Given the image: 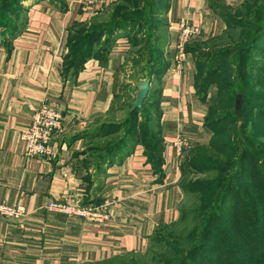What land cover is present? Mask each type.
I'll return each instance as SVG.
<instances>
[{
	"label": "crops",
	"instance_id": "1",
	"mask_svg": "<svg viewBox=\"0 0 264 264\" xmlns=\"http://www.w3.org/2000/svg\"><path fill=\"white\" fill-rule=\"evenodd\" d=\"M115 1L93 0L88 7L82 0H64L62 6L45 0L32 3L33 8L21 17L26 24L16 39L7 44L0 39V203L27 211L18 220L0 218V264L104 261L143 250L157 229L179 217L183 152L177 155L174 142L178 137L187 140L192 132H208L194 117L196 58L188 53L182 70H174L178 25L186 20L201 28L189 44L206 40L226 26L219 7L244 0H166L163 4L168 40L164 50L170 66L154 81L163 160L159 174L139 143L131 144L100 171L81 152L82 137L109 113L120 111L119 100L128 95L127 99L130 91L135 96L142 81L130 76L128 37L122 32L114 36L103 58L90 56L80 70L65 71L75 27L92 21ZM46 102L57 104L63 115V130L52 141L55 156L28 157L20 133ZM74 199L84 205L107 204L112 221L94 225L45 209L50 201Z\"/></svg>",
	"mask_w": 264,
	"mask_h": 264
},
{
	"label": "rangeland",
	"instance_id": "2",
	"mask_svg": "<svg viewBox=\"0 0 264 264\" xmlns=\"http://www.w3.org/2000/svg\"><path fill=\"white\" fill-rule=\"evenodd\" d=\"M42 1L43 0H30L28 4L25 5L26 9L23 10H30V8L34 6L31 5L32 3L38 5ZM45 1L47 2L48 0ZM61 1L62 0H56L55 3L48 1V3L57 6L61 4ZM156 2L157 0H117L116 5H123L127 14H130L126 18H132L136 21V24H134L131 29L122 33L127 35V37H129V35L143 37L144 35L148 36L153 27H157V29H161L162 32H164V18L156 14L158 12L157 9H159ZM253 2H255V0H244L238 5L229 8L225 7L226 10L230 12L229 18L232 20L229 21L231 24H226L221 30H217L216 37H214V39L206 45L205 50L201 52V56H204L224 50L235 51L226 57L227 64L221 69L219 76L213 80L207 92V99H203L197 95L196 102L193 105L196 111L195 114L197 115L194 117L200 118L201 126L209 134H200L199 132L190 133L185 142L181 162L183 164L189 160H193V154L195 153L194 149L198 146L205 147L208 151L202 161V164H204L202 172L181 173L180 180L182 187H180L182 190V197L179 205L180 213L178 219L169 226H163L157 229L148 240L146 248L128 255L118 256L114 264H264V236L254 234L256 233V229L261 227V223L257 225V222H252L251 218L248 216L244 218V222L234 231V233L239 236L230 239L227 238L225 234V232L230 233L235 229V227L233 228L226 223L231 212L236 211V207H239L238 199L240 198L238 194H240L244 200L246 198V200L249 201V204L252 206V212L253 210L264 209V200L258 197L264 196V116L259 115V111L264 108V105L258 104L261 109H258L257 113L252 109V105L258 102L255 101L256 97H254V94H250L249 91L251 87V78L249 77L251 57L243 55L244 52H241V50L244 51L250 44L253 37L259 38V36L260 39H258L256 50L259 52L264 50V33L259 35L261 32L258 33L260 30L256 29L260 22V18L258 12H252L251 10V3ZM62 3L64 2L62 1ZM108 7L104 8L101 13H105ZM96 17V20L100 21L102 16L98 14ZM139 18L146 19L143 25H138L137 21ZM16 21L18 24L20 23L19 20ZM83 26L80 28L81 30ZM14 38L16 39V37ZM12 41L9 40L10 43ZM127 55L129 56V54ZM252 57L256 58L255 54ZM246 58H248V61H246ZM129 59L131 60L132 58L128 57V60ZM136 59L135 57L130 61L131 66L128 71L131 72V78H133L138 71L135 65ZM201 60L206 64H204L205 67H201L199 71H197V83L200 85H202L203 74L207 72L206 70L208 68V59L201 58ZM263 63L264 61L260 64ZM240 69H246L247 71L246 75H242L243 78H245V84L247 86V92H243L242 90L243 93H246L244 99L246 105H243V98L240 95H238V98L234 101L239 92V88L235 87L239 84ZM126 94L128 93L126 92L124 95ZM133 94L134 92L130 91V96L127 99L126 97L128 95L125 96L123 100H119L120 102L116 107H120V111L116 112L115 110L114 113H109L112 117L109 116L105 118L102 120L103 123H112L122 127L127 123V119H130L128 124L132 126L133 118L129 115L128 111L129 106L133 104L135 99ZM150 101L152 102L147 103L144 107L142 106L144 112L139 116L140 127L138 129L141 133L142 123L150 127L149 129L155 134L157 140L159 138L157 132L159 131L160 108L157 110V105L154 104L155 99L151 98ZM235 102L237 106L234 105ZM234 106L236 110V119L238 121L241 122L243 120L241 112H243L246 119L250 121L244 137L246 139L244 144L248 146L246 148L247 151L242 148V152L245 151L244 169L241 173V178L238 177L235 181V185L231 191V198L226 201L222 208H217L214 200L208 202L204 207V202L201 201L200 194H208L211 190H214L213 184L216 176L219 175L217 171L221 167L223 172L227 173L230 159L235 163L238 159V152L241 150L240 147H237L238 145L235 147L234 142L238 141V139L231 134L235 127L231 124L233 116L220 121L218 120L219 118H224L225 113L234 109ZM101 123L102 122H100L99 125ZM228 124H231L228 126V129L230 128V134L227 135L223 132L220 136H215L216 145L212 148L209 142L214 138L215 133L213 134V131L218 132L221 128H224L222 126L226 127ZM206 125L210 126L207 127ZM255 128L259 129L257 130L256 136L251 133V130H255ZM211 129H213V131ZM106 131L107 130H104L99 134H85L84 137H82L85 139V142L81 146V152L87 157V161L90 163L96 162L98 149L109 145V143L123 136L125 132V130H122L118 134L110 135V132ZM207 135H210L209 139ZM180 138L183 139V137ZM146 140V150L156 155L158 147L157 142L153 143V140L149 136H146ZM150 140L152 143L149 142ZM251 140L253 144H251ZM257 140L263 144L262 148H256L255 145ZM252 145L255 146V149L251 148ZM257 154L259 155L258 157ZM257 158L262 163L261 172H259L258 167H260V165L259 162L256 161ZM250 178L254 179L250 180ZM199 185L201 187H199ZM200 207H202V209H200ZM207 207H209V209H207ZM204 211L206 214H203ZM250 236H257L253 243L250 240H245L246 237L248 238ZM193 251H196L194 255H192ZM216 251H219L217 256L221 258L219 259L220 262L218 260V263L214 258Z\"/></svg>",
	"mask_w": 264,
	"mask_h": 264
},
{
	"label": "trees",
	"instance_id": "3",
	"mask_svg": "<svg viewBox=\"0 0 264 264\" xmlns=\"http://www.w3.org/2000/svg\"><path fill=\"white\" fill-rule=\"evenodd\" d=\"M30 0H0V39L5 41V44L10 43L14 39L15 36L19 35L22 30L25 28L26 24V19L21 18L23 14H25L27 11L23 10L26 9L25 3ZM49 2L55 3L56 0H48ZM64 2V0H62ZM61 1V6L64 4ZM166 0H157L156 4H158V12L156 13L157 15H161L163 18V12L165 9V3ZM117 0L115 3L109 5L107 11L105 13H100L101 14V20H96L97 17L92 19V21L86 23L88 25L83 23V24H78L73 32L70 35L69 39V46H68V53L66 55V67L65 71H78L80 68H82L83 64L85 61L90 57V56H95L98 58H103L108 50L110 49L114 36L119 33L124 31H128V29H131L134 24H136L135 19L132 18H126L130 14H127V11L125 7L118 6L116 5ZM264 1L261 0H255V2L251 3V10L252 12H258L259 13V18L260 22L258 23L256 29L260 30L258 33L261 35L264 33ZM219 15L222 18V20L225 22V24H231L229 20H232L229 18L230 12L229 10H226L225 7H219ZM16 20H19V24L17 23ZM146 20V19H145ZM145 20L142 18L138 19V25H143L145 23ZM17 23V24H16ZM84 25V26H83ZM83 26L82 30L80 29ZM167 23L164 19V28L166 29ZM152 30L149 32L148 36L144 35L143 37H137L136 35H129L128 37V45H129V50L127 54H129V58L131 57L132 59L129 61H132L133 58H137L135 61V65L137 66V73L135 74L134 78L136 80H147L150 82V91L148 93L147 99L143 103V107L152 101H150L151 98L155 99V105H157V110L160 108L158 104V95L156 88L154 87V81L155 78H158L161 76V74L166 71L169 66L170 62L165 58V44L167 43V35H166V30L162 32L161 29L156 28H151ZM256 33V34H258ZM216 35L211 36L207 38L206 40H197L194 43L188 44L186 47V50L188 53H192L193 56L196 58L195 61V92L199 97H202L203 99H207V92L209 91L210 86L213 83V80L219 76L221 73V69L226 66V57L234 53L235 51L233 50H224L212 54H207L204 56H201V52L205 50L206 45H208L209 42H211ZM253 40H251L250 44L241 52H244L243 55L250 56L251 61H250V70H249V77L251 78V87L249 89L250 94H254L255 101L258 102L255 105H252V109L254 111H258L259 108L258 104L264 105V63L260 64L261 62L264 61V50L262 52H259L256 50L257 44H258V39L257 37H253ZM190 43V42H189ZM236 50V49H235ZM256 50V51H255ZM255 51V52H254ZM242 54V53H240ZM256 56V58L252 56ZM203 59H208V68L206 73H202L203 79H202V85L197 83V71L201 67H205L204 61L201 60ZM246 61H248V58H246ZM247 63V62H246ZM247 71L246 69L241 70L240 69V79H239V84L235 88H239V92L236 95V98L234 101L238 98L237 96L240 95L243 98V105H246L245 99V94L243 93L244 91L247 92V86L245 84V78H243L242 75H246ZM243 90V92H242ZM237 106V103L235 104ZM129 106V115L133 118L132 120V126L128 124L130 119H127V123L124 124V126L120 127L117 125H114L112 123H101L100 125L97 126L96 129L91 131L90 133H87L88 135L90 134H95V133H100L103 132L104 130H107L111 134H118L122 130H125L123 136L119 137L118 139L114 140L112 143H109V145L101 147L97 151V158L96 162L94 163L95 166L98 168V170H102V168L105 166V164L108 161L115 160L118 156H120V153L127 149L131 144L133 143H139L143 146L144 148V153L147 156V159L150 163L153 164V168L156 174H159L163 160H162V144H161V137L159 131L157 132V136L159 138L156 140L155 134L151 132L150 127L144 125L143 123L141 124L142 127V132H139V127H140V120L139 116L144 112L143 107L141 109H137L134 111H130ZM246 107V106H244ZM243 109V108H242ZM243 111V110H242ZM243 115V120L240 122L236 119V110L235 106L234 109L229 110L227 113H225L224 118H219L218 120H223L228 117H232V123L235 127L233 132L231 133L233 136H236L238 141L234 142L235 147H240L239 152H238V159L234 163L232 162V159H230V163L228 164V171L227 173L223 172V169L220 167V169L217 171L219 174L216 176L215 182H214V190H211L210 193L208 194H200V199L201 201L204 202V207L206 204L212 200L215 201L216 207L217 208H222L226 201H228L231 198V191L233 189V186L235 185V181L237 180L238 177L241 178V173L244 169V161H245V151H247V144H244L246 141L245 134L247 131V128L250 124V121H248L244 115L243 112H241ZM259 115L264 116V108H262L259 111ZM160 116V112H159ZM228 124L226 127L223 129L221 128L218 132L213 131L214 138L211 139L209 144L212 146V148L216 145V139L215 136H220L221 134L226 133L227 135L230 134V131L228 129V126L231 125ZM209 127L210 125H206ZM226 128V129H225ZM217 130V129H216ZM224 130V131H223ZM258 128H255V130H251V133L257 134ZM106 131V132H107ZM146 136L151 137L153 140L152 142H157L158 147H157V154H153L146 150ZM151 142V140L149 141ZM151 142V143H152ZM248 143V142H247ZM251 144H253V141L251 140ZM253 146V147H252ZM251 148H262L263 144L259 142L258 140L256 141V145H252ZM242 148L246 149L245 151L242 152ZM255 149V148H254ZM195 153L193 154V160H189L188 162L181 163L182 165L180 166L181 173L186 174L187 172L193 173V172H202L204 167V164H202V161L204 157L207 155V148L205 147H196ZM257 151V150H256ZM259 155L257 154V157ZM259 162L260 167L259 172L262 171V163L260 160L257 158L256 160ZM256 164V163H255ZM190 169V170H189ZM194 170V171H192ZM241 171V172H240ZM240 173V174H239ZM263 174V173H261ZM255 178V177H254ZM254 178H250V180H253ZM256 180V179H255ZM179 186H181V180L179 183ZM182 187V186H181ZM180 187V188H181ZM199 187H201L199 185ZM240 192V191H239ZM239 202L238 205L239 207H236V211H232L226 224H229L231 227H235L232 232H225L227 238H235L239 236L238 234H235L234 231L237 230L239 225L244 222V218H251L252 222L256 221L257 225L262 224L260 228L256 229V233L259 236H264V209H258V210H253L252 212V206L249 204V201L245 200L238 194ZM259 199L264 200V196H258ZM238 198V197H237ZM213 201V202H214ZM212 202V203H213ZM100 202L98 201V205ZM85 205H89L85 203ZM211 205V204H210ZM210 207V206H209ZM207 207V209H209ZM202 209V207H200ZM213 209V208H212ZM210 209V210H212ZM207 211V210H206ZM254 215H253V214ZM203 214H206L205 211ZM223 222H226L222 220ZM169 226V225H165ZM164 226V227H165ZM255 237L257 236H250L246 237V241H252V243L255 240ZM151 238V237H150ZM245 238V237H244ZM248 243V242H247ZM196 251L192 252V255H194ZM217 253L219 251H216L215 253V261L218 263V260L221 259L220 257L217 256ZM131 254V253H128ZM126 254V255H128ZM123 256V255H121ZM113 257L110 259H106L104 261L100 262H95L97 264H114L117 261V258ZM220 262V260H219Z\"/></svg>",
	"mask_w": 264,
	"mask_h": 264
},
{
	"label": "built area",
	"instance_id": "4",
	"mask_svg": "<svg viewBox=\"0 0 264 264\" xmlns=\"http://www.w3.org/2000/svg\"><path fill=\"white\" fill-rule=\"evenodd\" d=\"M86 7L93 3V0L82 2ZM201 34V28L186 20H181L178 25V36L176 43V56L174 70L180 72L187 58L186 50L189 42ZM63 130V115L57 104L43 103L33 114L29 125L24 128L20 137L25 143V155L28 157L55 156L53 139L61 134ZM186 140L178 137L174 142L177 155H181ZM49 213L61 214L67 217H74L94 225H106L112 221V214L107 204L84 205L78 200L72 201H50L45 206ZM27 214L26 209L20 205L0 203V218L21 219Z\"/></svg>",
	"mask_w": 264,
	"mask_h": 264
},
{
	"label": "water",
	"instance_id": "5",
	"mask_svg": "<svg viewBox=\"0 0 264 264\" xmlns=\"http://www.w3.org/2000/svg\"><path fill=\"white\" fill-rule=\"evenodd\" d=\"M136 87H137V92L135 95V100L130 107V111H134L142 108L143 103L147 99L148 93L150 91V82L147 80L139 81Z\"/></svg>",
	"mask_w": 264,
	"mask_h": 264
}]
</instances>
